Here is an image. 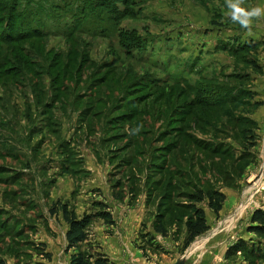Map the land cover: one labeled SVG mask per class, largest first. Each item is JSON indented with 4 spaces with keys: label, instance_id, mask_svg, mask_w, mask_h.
Returning <instances> with one entry per match:
<instances>
[{
    "label": "rangeland",
    "instance_id": "1",
    "mask_svg": "<svg viewBox=\"0 0 264 264\" xmlns=\"http://www.w3.org/2000/svg\"><path fill=\"white\" fill-rule=\"evenodd\" d=\"M139 1L85 28L65 0H0V33L38 36L0 44V264H70L57 201L109 206L90 235L112 264H264V19L248 35L225 0ZM193 206L209 230L185 249Z\"/></svg>",
    "mask_w": 264,
    "mask_h": 264
},
{
    "label": "trees",
    "instance_id": "2",
    "mask_svg": "<svg viewBox=\"0 0 264 264\" xmlns=\"http://www.w3.org/2000/svg\"><path fill=\"white\" fill-rule=\"evenodd\" d=\"M3 1L7 2V0H3ZM49 1H52V0H49ZM65 1L66 2H61V7L69 6L71 9H74L76 12L75 17L72 13H68V14H72L76 24L78 23L79 20L83 22L82 26L85 25V28L89 27L88 24H90L89 23L90 21L92 23H95L96 21L98 22L101 21V23H104L100 15H98L99 11L101 13L103 12L104 9H106L108 12L117 11L115 13L116 15L117 13L119 15V10L121 9L120 6L125 8V7L140 4L139 0H65ZM6 8H7V4H4V3L0 4V10L6 9ZM9 10H11V8ZM127 13H129V11H126V14ZM13 14H16V13L15 11L13 12L11 10L10 21H11V17L13 16ZM21 31L23 33H19L18 35L19 38H17V36H13L12 35L13 26L11 24L8 25L7 23L5 25V29L2 30V32L0 33V44L16 42L20 40L21 38H25V37L26 39L32 38V37H38L36 27L33 29H29V30H26L23 28ZM42 37H45V36H42ZM67 38L69 37H65V39ZM255 45L257 46V44ZM255 45L253 44L252 47H254ZM260 45H264V43ZM244 50H246V48ZM19 54H21V52H19ZM4 64L6 65V64H11V63L5 62L3 63V65ZM14 65L15 64H13L12 66ZM32 80L31 82L35 86V82H33ZM50 102H52L49 104L50 108H48L47 106L48 104H45V107L47 106V109L44 108V112L49 111V110L50 112H53V108L51 107L53 106L55 99L52 98ZM53 117H54L53 114H50V121H53ZM205 200L208 202V206L210 207V209L213 210L215 214L219 215L226 201V196L223 193L218 192V191L208 192L207 194L206 192L204 193L200 191V194L198 195L196 202H203ZM69 206L70 205L68 203L57 201L50 208V215L55 217L61 213L64 221L68 225V231L66 233V241H67L66 248H67L68 253L73 252L70 257V264H112L107 255L98 251L97 247H95V245L92 243L91 235H90V226L96 218L104 219L105 221H107L108 224H111V225L115 224L112 218V215H111V211H109V206L105 204L104 202H98L97 206L100 207V211L98 213L84 214L83 216H78L75 213V211L70 210ZM192 209H193L194 215L191 216L186 222V238H185V243H184L185 249H188L190 245L198 237L202 236L209 230V225L207 222L205 211L202 208H198L195 206H193ZM251 224L253 226L249 228V232L254 233L258 236L264 237V211L263 210H256L253 213L252 218H251ZM2 225L0 227V230H3ZM156 232L164 236L166 235V231L164 230L163 224L161 221H158ZM239 250H241V246L237 247L236 249H231L232 253L237 252ZM229 255H231V253H229ZM46 258L50 260L51 255L46 254Z\"/></svg>",
    "mask_w": 264,
    "mask_h": 264
},
{
    "label": "clouds",
    "instance_id": "3",
    "mask_svg": "<svg viewBox=\"0 0 264 264\" xmlns=\"http://www.w3.org/2000/svg\"><path fill=\"white\" fill-rule=\"evenodd\" d=\"M227 6V17L233 24L244 29L248 35L253 34L254 22L264 19V6L244 7V0H225ZM143 125H138L131 130L130 134H138Z\"/></svg>",
    "mask_w": 264,
    "mask_h": 264
}]
</instances>
